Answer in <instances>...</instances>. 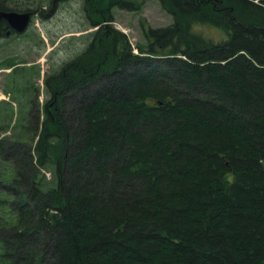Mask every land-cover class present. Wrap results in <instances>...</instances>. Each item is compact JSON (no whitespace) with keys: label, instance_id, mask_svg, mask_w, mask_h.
I'll list each match as a JSON object with an SVG mask.
<instances>
[{"label":"trees","instance_id":"1","mask_svg":"<svg viewBox=\"0 0 264 264\" xmlns=\"http://www.w3.org/2000/svg\"><path fill=\"white\" fill-rule=\"evenodd\" d=\"M160 3L134 46L85 0L88 45L0 135V264H264V0Z\"/></svg>","mask_w":264,"mask_h":264},{"label":"rangeland","instance_id":"2","mask_svg":"<svg viewBox=\"0 0 264 264\" xmlns=\"http://www.w3.org/2000/svg\"><path fill=\"white\" fill-rule=\"evenodd\" d=\"M99 2L104 11L111 10L108 13L111 20H104L102 24H111L125 32L134 46L144 41L141 17L152 27L173 22L160 0H145L140 10L109 7L110 0ZM11 5L18 11L29 8L31 19L23 32L0 37V135L11 132L16 116L27 111L31 101L42 103L49 97L45 77L58 72L63 63L81 53L99 27L91 24L85 0H57L56 3L54 0H14ZM200 30L216 39L225 35L213 26L204 25ZM10 61L17 64L8 66ZM8 104L14 107V118L10 117ZM8 125L10 128L5 131ZM46 178H51L50 170Z\"/></svg>","mask_w":264,"mask_h":264},{"label":"water","instance_id":"3","mask_svg":"<svg viewBox=\"0 0 264 264\" xmlns=\"http://www.w3.org/2000/svg\"><path fill=\"white\" fill-rule=\"evenodd\" d=\"M57 0H54L56 3ZM6 19L13 29L23 32L29 25L31 19L30 11L1 10L0 19Z\"/></svg>","mask_w":264,"mask_h":264},{"label":"flooded vegetation","instance_id":"4","mask_svg":"<svg viewBox=\"0 0 264 264\" xmlns=\"http://www.w3.org/2000/svg\"><path fill=\"white\" fill-rule=\"evenodd\" d=\"M1 24V31H0V37L1 36H12L15 33V29L11 27V25L8 23V21L4 18L0 19Z\"/></svg>","mask_w":264,"mask_h":264}]
</instances>
